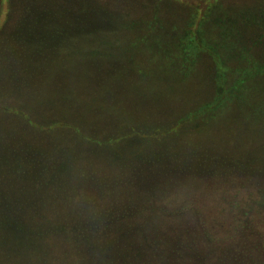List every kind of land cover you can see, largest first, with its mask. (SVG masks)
I'll return each mask as SVG.
<instances>
[{
  "label": "rangeland",
  "instance_id": "rangeland-1",
  "mask_svg": "<svg viewBox=\"0 0 264 264\" xmlns=\"http://www.w3.org/2000/svg\"><path fill=\"white\" fill-rule=\"evenodd\" d=\"M111 81L133 86L126 98L150 83L161 99L112 103L109 114L86 103L60 109L71 104L67 87H80L89 107L106 103L93 101ZM0 107V198L20 185L35 198L38 190L44 198L97 201L82 205L77 248L66 245L57 256L50 238L65 243L68 234L47 237L0 206V264H207L177 257L176 247L243 245L251 262L264 264V0H0ZM85 110L102 120L82 123ZM100 152L117 159L111 168L93 167L90 158L106 166ZM229 154L240 164L258 154L261 163L240 169ZM33 156H46L43 179L12 178ZM133 157L146 160L140 180L130 182ZM147 162H159L157 171ZM55 171L67 195L47 192ZM141 198L161 211L104 215L109 203ZM197 233L195 241L183 238ZM225 234L245 240L228 242Z\"/></svg>",
  "mask_w": 264,
  "mask_h": 264
},
{
  "label": "trees",
  "instance_id": "trees-1",
  "mask_svg": "<svg viewBox=\"0 0 264 264\" xmlns=\"http://www.w3.org/2000/svg\"><path fill=\"white\" fill-rule=\"evenodd\" d=\"M85 66V71H89L88 75L90 78H93V76L91 75V72L94 73L95 75H98L95 70L93 68H91V64H84ZM167 69L169 70L170 67H167ZM172 70V69H171ZM170 72L168 73H171ZM101 75V74H99ZM94 79V78H93ZM113 81L110 82L109 85V92L107 93V95L104 98H100L98 101H93L96 103H103L106 102L104 104H96V105H92L91 107H89L87 104V102H89V99H81L85 94L82 93V90L80 87L75 88V90H72V88L67 87V91H66V97L64 96L65 99V103L67 102H71L70 106L67 107L66 105H63L62 111L63 109L68 110L69 112H75L74 109L76 108L77 105L80 106H85L84 103H86V108L89 111H93V106H98V107H104L105 108V114H109L111 112V107H112V103H116V102H122L125 105H127V103H134L135 101L142 103V102H147V101H160L161 97L160 94L158 95L157 92L153 91L152 85L150 83L145 84L144 82H142L141 84L143 86L149 87V89H147V92L142 89L141 92H138L134 95H130L129 97L126 98V94L125 91H130L133 92L131 90L130 87L129 89H121L120 85H116L115 82L114 84L112 83ZM7 84V83H6ZM70 89V90H68ZM134 89L137 91V87L134 86ZM18 92V90H17ZM16 92V93H17ZM124 92V93H123ZM109 95V96H108ZM120 96V97H119ZM122 97V98H121ZM127 99H134L132 102H126L125 100ZM141 100V101H140ZM74 104V105H73ZM79 107V106H77ZM1 108V107H0ZM2 109V108H1ZM6 109V108H5ZM18 111V110H17ZM88 111H81V120L83 121L82 123L87 124L88 123V119L93 118L94 116L91 115V113H87ZM16 115H18L17 113H15ZM105 114H103L102 116H105ZM101 119L95 120L93 121V119H91L89 121V123H95L98 124ZM60 125L62 124V121L60 122ZM106 124V120H104L102 122L101 125ZM52 125V124H51ZM36 126V125H35ZM41 131L42 133L44 131H47L48 129L42 128V129H36ZM2 132H0V147H1V142H3V140H6L5 134H3V131L5 133L6 129H2ZM79 133V132H78ZM80 135H83L80 133ZM60 137V134L56 135V137ZM80 140V139H79ZM81 141V140H80ZM152 141L156 142V139H152ZM57 142V141H56ZM83 142V141H82ZM52 143H49V145L47 146H51ZM55 144V143H54ZM46 147L42 146V149L45 150ZM99 149H103V147H97ZM132 149H134L135 147L131 146ZM0 151H4L1 150ZM151 151H149L147 153V156L149 155H155L157 153H154L152 151V153H150ZM173 153V154H172ZM172 155H178L174 154V152H172ZM100 154L104 155L105 154V164L106 166L104 167H100L102 165V162H98L101 161V159L97 158V162L95 159L90 158V160L92 161L93 167H95L96 169H106V168H111V163L109 160H117L116 158L113 159V157H109L107 156L106 152H100ZM169 154V152L167 153ZM262 155V154H261ZM191 156V155H190ZM188 156V157H190ZM228 158L231 160V162H234L236 164H238L240 167V169H244L247 167H255L257 164L261 163V158L259 157V155L255 154V155H250V158H252L251 160L246 159V157L248 156H242V158L240 160L243 159V162L240 164L238 163V156L234 157L233 155L229 154L227 155ZM254 156L256 157V159L254 158ZM50 158V157H47ZM137 158V157H136ZM45 159L46 156L44 158L41 157H27L24 159L28 160L29 162L27 163V166H23V168H21L20 170L22 171V173L24 174H20L19 175H14V177L12 178H16V176H20L23 177L26 176L25 174H28V176H32L37 180H39V178L43 179V177L41 175H43V171L45 168ZM103 159V158H102ZM186 161V158H182ZM146 159L143 160H136L133 158H130V162H131V167L134 171L133 172V177L132 175H128L129 176V181L130 182H134V179L140 180L141 176L139 177V173L137 170L142 169V166L144 165V161ZM161 161V159H160ZM159 161V162H160ZM159 162H147L149 164V166L152 168L153 171H157V167L154 166V164L159 163ZM114 164V162H112V165ZM262 165V164H261ZM60 169V168H59ZM57 169V170H59ZM29 170V171H28ZM56 170V171H57ZM28 171V172H26ZM55 171V175H50L48 178L46 177L47 180V192L49 193V195L58 193V192H62L65 195H67L66 189L65 187L61 186V182L56 183V178L58 177V174H56ZM1 173H3V171H0ZM54 173V172H53ZM5 174V173H3ZM17 174V173H16ZM161 175V176H160ZM164 174L160 173V174H156L153 176V180L157 183H160V180L163 179ZM54 177L55 179L53 181L52 177ZM158 176H160L159 179ZM4 177V176H3ZM135 177V178H134ZM20 179V178H19ZM15 181V180H14ZM32 182V181H31ZM37 182V181H35ZM40 183V182H39ZM45 183V184H46ZM1 184V182H0ZM59 184V186H57ZM4 185L5 186H9L10 182L6 179V181H4ZM38 186V185H36ZM33 187V191L36 190V188ZM38 192V198H35V196L30 192V190H25L24 187L18 185L17 187H14L13 193L9 196L10 198H6L8 193H6V196H4L3 198H0V206L2 207V209L7 210L8 212H12L14 213V215H17L18 217V221L23 220V219H28L27 220V224L29 223V221H31L32 223V227L34 229L41 227L42 229L45 228V234L48 236H57V233H61V235L63 234H68L69 239L67 241H65V243H59L57 239H51V254H53V256H57L56 254L54 255V253H59V251L61 250H68L67 247H65L66 245L70 246L71 249H76V242L78 241V239L80 238V232L83 230V228L81 227L80 223H79V216L80 214H82V212L85 211V209L83 208V204L85 206V204H96L97 201H94L93 199L96 198H44V194L41 195L40 192L38 190L34 191V193ZM30 194V196H28ZM16 195V196H14ZM20 196L21 198H16ZM25 198H29V199H25ZM93 200V201H92ZM159 202H156V200L152 201V199L149 198H141L139 199L137 202H135V204H127V205H117L116 203H109V211L108 209L106 210V212L104 213L105 216H110V211L113 212V214L111 216H113V218L111 219H115L117 218L115 216L116 213H118V211L120 210L121 213H129L131 215L136 214V213H141V215H149L150 214H156L155 212H160L161 211V207L160 203L158 205ZM53 213V214H52ZM145 213V214H144ZM94 215L96 217L99 216L100 218V214L94 212ZM138 216L139 218L142 216ZM28 217V218H27ZM132 217V216H131ZM147 217V218H148ZM155 217V216H154ZM33 221V222H32ZM110 226L112 227V224H110ZM109 226V228H110ZM113 226L115 229V221L113 220ZM86 228V227H85ZM190 235V234H189ZM189 235H183V238L187 239V241H191V240H196L197 238H194L195 236H201V234H191L190 238H188ZM228 234H225V240L228 242H235L238 243V241H240L241 243L245 240L244 238L238 237V235H234V236H227ZM78 238V239H77ZM241 239H244L241 241ZM228 242H226L228 244ZM62 244L64 246H62ZM195 245V244H194ZM241 246V245H240ZM189 248H182L181 246L176 247V256L179 257V255H183L184 258L187 259H199V260H203V262H206L207 264H210L211 260H213L214 258L217 257H223V258H227L232 260L233 262H239L242 260V263L239 264H256V262H251L249 259L250 257H252V253L250 251H248L249 249H246V247L243 245L241 247H233V248H228L225 247V249L223 248H219V249H208L207 251L205 250H198L193 246H188ZM58 250V252H57ZM207 260V261H206ZM226 264V263H223ZM230 264V263H227ZM233 264H237V263H233ZM257 264H263L262 262H258Z\"/></svg>",
  "mask_w": 264,
  "mask_h": 264
}]
</instances>
